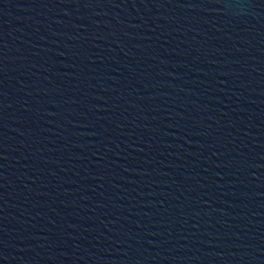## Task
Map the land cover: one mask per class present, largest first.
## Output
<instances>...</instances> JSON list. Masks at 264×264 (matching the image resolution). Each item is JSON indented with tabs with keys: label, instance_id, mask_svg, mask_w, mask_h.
Listing matches in <instances>:
<instances>
[{
	"label": "water",
	"instance_id": "water-1",
	"mask_svg": "<svg viewBox=\"0 0 264 264\" xmlns=\"http://www.w3.org/2000/svg\"><path fill=\"white\" fill-rule=\"evenodd\" d=\"M0 264H264V0H0Z\"/></svg>",
	"mask_w": 264,
	"mask_h": 264
}]
</instances>
